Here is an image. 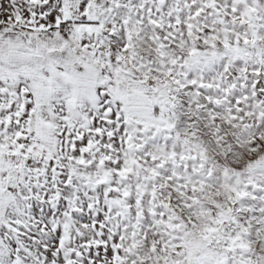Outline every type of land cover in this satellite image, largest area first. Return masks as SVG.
I'll return each mask as SVG.
<instances>
[{"label":"snow or ice","instance_id":"snow-or-ice-1","mask_svg":"<svg viewBox=\"0 0 264 264\" xmlns=\"http://www.w3.org/2000/svg\"><path fill=\"white\" fill-rule=\"evenodd\" d=\"M0 264H264V0H0Z\"/></svg>","mask_w":264,"mask_h":264}]
</instances>
